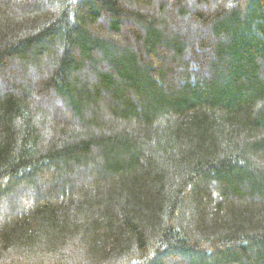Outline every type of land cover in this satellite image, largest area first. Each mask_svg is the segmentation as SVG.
<instances>
[{"label":"trees","instance_id":"1","mask_svg":"<svg viewBox=\"0 0 264 264\" xmlns=\"http://www.w3.org/2000/svg\"><path fill=\"white\" fill-rule=\"evenodd\" d=\"M0 264H264V0H0Z\"/></svg>","mask_w":264,"mask_h":264}]
</instances>
